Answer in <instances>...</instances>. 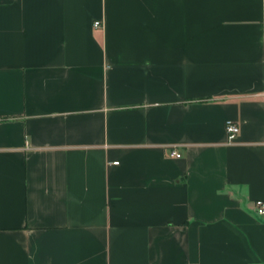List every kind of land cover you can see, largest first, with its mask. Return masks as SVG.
<instances>
[{
	"label": "crops",
	"instance_id": "1",
	"mask_svg": "<svg viewBox=\"0 0 264 264\" xmlns=\"http://www.w3.org/2000/svg\"><path fill=\"white\" fill-rule=\"evenodd\" d=\"M260 200L264 0H0V264H264Z\"/></svg>",
	"mask_w": 264,
	"mask_h": 264
},
{
	"label": "built area",
	"instance_id": "2",
	"mask_svg": "<svg viewBox=\"0 0 264 264\" xmlns=\"http://www.w3.org/2000/svg\"><path fill=\"white\" fill-rule=\"evenodd\" d=\"M8 1H14V0H8ZM94 26L96 28H102L104 26V23L97 21L95 22ZM226 133L228 137V142L232 143L237 138L238 134L240 133V126L235 122L228 121L226 123ZM170 156L175 159L181 158V154L178 153L176 150H171ZM255 208H256L257 213L260 216L264 217V201L262 200L257 201L255 203Z\"/></svg>",
	"mask_w": 264,
	"mask_h": 264
}]
</instances>
